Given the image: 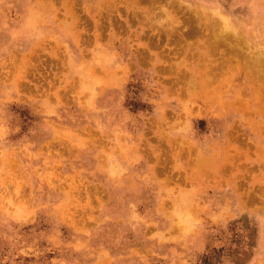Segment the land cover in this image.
<instances>
[{"label":"rangeland","instance_id":"1","mask_svg":"<svg viewBox=\"0 0 264 264\" xmlns=\"http://www.w3.org/2000/svg\"><path fill=\"white\" fill-rule=\"evenodd\" d=\"M263 59L264 0H0V264H264Z\"/></svg>","mask_w":264,"mask_h":264},{"label":"bare ground","instance_id":"2","mask_svg":"<svg viewBox=\"0 0 264 264\" xmlns=\"http://www.w3.org/2000/svg\"><path fill=\"white\" fill-rule=\"evenodd\" d=\"M224 18V17H223ZM219 41V40H218ZM233 47V46H232ZM258 52V51H257ZM234 53V52H233ZM260 55H262V54H260ZM263 56V55H262ZM228 58V57H227ZM264 60V59H263ZM258 61V60H257ZM256 63V62H255ZM262 63V62H261ZM263 64V63H262Z\"/></svg>","mask_w":264,"mask_h":264}]
</instances>
